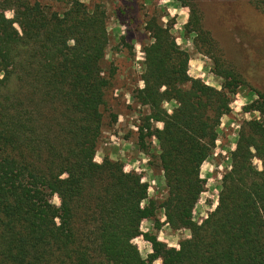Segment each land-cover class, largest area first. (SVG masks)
I'll use <instances>...</instances> for the list:
<instances>
[{"label":"trees","instance_id":"16d2710c","mask_svg":"<svg viewBox=\"0 0 264 264\" xmlns=\"http://www.w3.org/2000/svg\"><path fill=\"white\" fill-rule=\"evenodd\" d=\"M249 2L264 12L263 0ZM186 8L196 46H206L203 54L224 84L218 91L189 77L187 54L169 29L155 22L146 28L153 43L144 48L143 88L133 98L149 110L136 127L140 150L157 143L148 162L164 184L157 202L141 174L109 158L95 162L114 77L104 64L105 11L79 0L62 12L37 1L0 0V264H264L262 94L251 106L261 119L241 127L216 207L200 222L193 218L204 193L201 166L231 95L244 83L212 54L215 43L200 15ZM164 103H174L170 114ZM144 221L189 238L168 248L141 233ZM138 238L151 247L146 259L133 243Z\"/></svg>","mask_w":264,"mask_h":264},{"label":"rangeland","instance_id":"374dc122","mask_svg":"<svg viewBox=\"0 0 264 264\" xmlns=\"http://www.w3.org/2000/svg\"><path fill=\"white\" fill-rule=\"evenodd\" d=\"M31 1L48 6L51 11L62 12L70 0ZM79 1L88 8L98 6L105 11L108 45L104 64L114 71L113 87L106 94L105 126L95 162L109 158L123 163L126 172L141 174L149 185V197L157 202L164 197V184L159 171L148 164L150 157L157 155V143L155 139L150 140V145L146 146L148 153L140 150L136 127L149 110L138 106L133 98L134 93L143 88L144 48L153 43L146 28L155 22L163 29H169L175 45L187 54L189 77L219 91L224 81L214 75L213 61L203 54L206 46H196L195 34L188 26L190 12L186 5L194 6L203 30L215 43L212 54L232 66L241 77L244 84L231 95L230 112L220 120L215 148L200 169L201 179L205 182L204 193L193 212L194 220L200 222L217 205L221 179L230 169V153L235 150L241 127L245 122L261 119L251 106L258 101L257 93L264 96V12L249 0ZM5 17L11 20L12 12H5ZM173 108L174 103L163 104V109L169 114ZM110 116H114L113 121ZM161 127L158 123L153 124L154 129ZM253 165L261 169L258 160H254ZM52 203L59 205L57 197L52 199ZM157 218L164 222L162 213L158 212ZM141 233L157 236L158 242L174 249L178 248L180 241L189 238L188 232H172L167 226L157 232L151 221L141 224ZM133 243L143 259L151 254L150 245L142 238Z\"/></svg>","mask_w":264,"mask_h":264}]
</instances>
